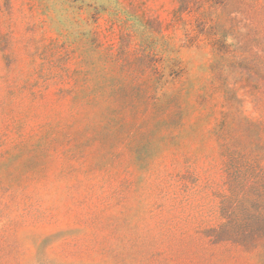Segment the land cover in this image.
<instances>
[{
	"label": "rangeland",
	"instance_id": "obj_1",
	"mask_svg": "<svg viewBox=\"0 0 264 264\" xmlns=\"http://www.w3.org/2000/svg\"><path fill=\"white\" fill-rule=\"evenodd\" d=\"M0 264H264V0H0Z\"/></svg>",
	"mask_w": 264,
	"mask_h": 264
}]
</instances>
